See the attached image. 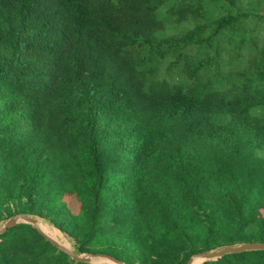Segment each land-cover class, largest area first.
I'll use <instances>...</instances> for the list:
<instances>
[{
  "label": "trees",
  "instance_id": "16d2710c",
  "mask_svg": "<svg viewBox=\"0 0 264 264\" xmlns=\"http://www.w3.org/2000/svg\"><path fill=\"white\" fill-rule=\"evenodd\" d=\"M16 215L126 264L264 243V0H0V223ZM0 264L88 263L20 224Z\"/></svg>",
  "mask_w": 264,
  "mask_h": 264
},
{
  "label": "water",
  "instance_id": "95a60500",
  "mask_svg": "<svg viewBox=\"0 0 264 264\" xmlns=\"http://www.w3.org/2000/svg\"><path fill=\"white\" fill-rule=\"evenodd\" d=\"M39 218L36 216L16 215L10 218L6 224L0 228V235L5 234L9 229H13L20 224H29L33 226L48 242H50L59 251L70 256L77 263L93 264L95 261H105L110 264H126L113 256L106 254H82L77 255L65 245L53 239L38 227ZM264 251V243L238 244L235 246H224L207 253L193 255L187 264H203L207 261H214L227 254H236L246 251Z\"/></svg>",
  "mask_w": 264,
  "mask_h": 264
},
{
  "label": "rangeland",
  "instance_id": "374dc122",
  "mask_svg": "<svg viewBox=\"0 0 264 264\" xmlns=\"http://www.w3.org/2000/svg\"><path fill=\"white\" fill-rule=\"evenodd\" d=\"M70 207L74 212H77L78 206H76L74 203L71 202ZM39 220L45 221L44 219H41V218H39ZM6 222L7 221L0 223V228L3 227L6 224ZM45 222H47V221H45ZM51 227L54 231V234H53L54 237L57 238L61 243H63L70 250L74 251V246H73V243L71 242V240H69L65 235H63L62 233H60L56 229H54L53 226H51ZM106 263L107 262H105V261H95L93 264H106ZM107 264H110V263H107Z\"/></svg>",
  "mask_w": 264,
  "mask_h": 264
},
{
  "label": "bare ground",
  "instance_id": "6f19581e",
  "mask_svg": "<svg viewBox=\"0 0 264 264\" xmlns=\"http://www.w3.org/2000/svg\"><path fill=\"white\" fill-rule=\"evenodd\" d=\"M38 227L42 230V231H44L47 235H49L50 237H52L53 239H55V240H57L59 243H61L58 239H56L55 237H54V231H53V229H52V227H51V225H49L47 222H45V221H43V220H39V222H38ZM62 245H64L63 243H61Z\"/></svg>",
  "mask_w": 264,
  "mask_h": 264
}]
</instances>
